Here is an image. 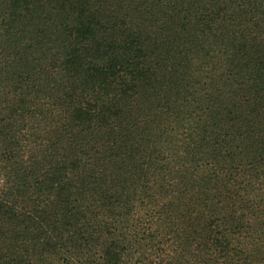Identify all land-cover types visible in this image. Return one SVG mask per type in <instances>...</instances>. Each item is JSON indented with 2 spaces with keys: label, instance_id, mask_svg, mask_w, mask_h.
I'll return each mask as SVG.
<instances>
[{
  "label": "trees",
  "instance_id": "trees-1",
  "mask_svg": "<svg viewBox=\"0 0 264 264\" xmlns=\"http://www.w3.org/2000/svg\"><path fill=\"white\" fill-rule=\"evenodd\" d=\"M0 264H264V0H0Z\"/></svg>",
  "mask_w": 264,
  "mask_h": 264
}]
</instances>
